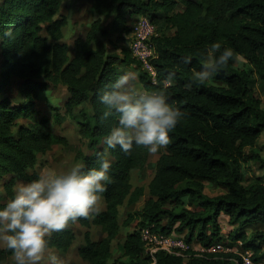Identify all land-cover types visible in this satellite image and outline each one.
Returning <instances> with one entry per match:
<instances>
[{
	"label": "trees",
	"instance_id": "obj_1",
	"mask_svg": "<svg viewBox=\"0 0 264 264\" xmlns=\"http://www.w3.org/2000/svg\"><path fill=\"white\" fill-rule=\"evenodd\" d=\"M63 1L0 0V206L13 195L16 177L38 176L35 167L41 154L54 144H68L65 136L46 127L47 118L31 119L34 100L51 85L67 87L66 112L93 150L78 153L85 169L99 166L103 138L118 120L116 113L103 117L106 106L100 91L121 74L119 62L133 60L141 66L130 47L111 51L108 34L117 33L114 45L124 40L130 44L133 20L148 15L157 27L153 61L160 81L152 84L142 67L140 80L147 90L161 89L167 74L175 72L174 83L163 90L184 116L155 162L149 197L122 224L119 206L127 198L134 203L143 193L133 187L132 170L145 166L150 151L143 145H134L128 154L119 146L108 150L111 179L102 194L106 208L76 219L87 226L92 219L107 235L96 240L87 230L79 252L88 264H150L139 229L127 234L120 255L110 263L112 239L135 218L154 223L157 230L182 234L189 242L207 244L225 238L221 217L227 215L236 224L228 236L232 243L240 239L256 260L264 258V178L245 182L252 161L264 168V154L257 149L264 132V106L251 86L250 71L236 63L240 55L264 77V0H92L95 17L85 36L75 38L72 50L63 40L67 18L57 17ZM108 17L111 22L105 27ZM214 41L232 47L236 55L212 79L198 83L193 74L202 68L203 53ZM185 55L192 57L191 63H184ZM10 85L17 86L21 103L7 94ZM24 117L31 121L20 122ZM204 181L224 191L209 195ZM48 239V247L66 251L75 233L65 227ZM10 255L11 249L0 248V260ZM156 258L155 264H243L233 251L184 257L160 250Z\"/></svg>",
	"mask_w": 264,
	"mask_h": 264
},
{
	"label": "clouds",
	"instance_id": "obj_2",
	"mask_svg": "<svg viewBox=\"0 0 264 264\" xmlns=\"http://www.w3.org/2000/svg\"><path fill=\"white\" fill-rule=\"evenodd\" d=\"M6 35L11 34L7 30ZM205 59L193 78L198 83L212 79L236 53L230 46L214 41L203 53ZM184 63L192 57L185 55ZM175 72L164 78L161 89L140 90L134 86L135 74L125 71L101 89L99 99L106 106L103 117L114 113L118 120L103 138V155L97 154L98 167L85 169L77 162L64 170H42L35 179L18 182L13 195L0 206V246L12 250L15 264H40L48 253L49 237L78 217H89L110 181L109 149L117 146L128 154L134 145L156 152L170 142V131L184 116L170 102L163 89L174 83ZM50 264H63L48 253Z\"/></svg>",
	"mask_w": 264,
	"mask_h": 264
},
{
	"label": "rangeland",
	"instance_id": "obj_3",
	"mask_svg": "<svg viewBox=\"0 0 264 264\" xmlns=\"http://www.w3.org/2000/svg\"><path fill=\"white\" fill-rule=\"evenodd\" d=\"M91 3L92 0L63 1L61 10L57 17L64 16L67 18V23L64 26L65 36L63 40L68 42V44L71 46V50L74 45L75 38L77 36H85L87 30L90 27V23L95 17L90 10ZM137 18L138 16L133 20L132 25ZM110 22V17L105 18L103 25L105 27H109ZM116 38V32L111 31L108 34L107 46L111 51L120 52L123 46L128 48L130 47L129 41L126 40L114 45L113 41H115ZM236 63L239 66L246 67L250 71L252 77L251 86L256 92L257 96L262 99V104L264 106V77L244 57L240 55L237 56ZM118 67L121 73L130 71L135 74L134 86L136 88L140 90H147L140 80L139 69H141V66H138L136 61H121L119 62ZM7 94L11 95L13 101L21 103L22 96L17 94L16 85H10L7 90ZM68 96L69 92L65 85H51L48 89L41 91L40 96L33 102L34 104L32 108L35 111L31 119L40 120L43 117L47 118L48 122L46 127L54 130L57 134L65 136L68 141L67 145L62 143L54 144L48 152L39 156V161L35 167V170L39 173L42 170L48 169L57 171L64 170L65 168H68L77 162H82L84 164L83 159L80 158L78 154L79 151L85 154L93 153V150L87 145L86 140L81 137L77 121L70 117L66 112L65 100ZM31 119L24 117L20 119V122L27 123L29 120L31 121ZM257 149L264 154V132L258 140ZM163 151L164 146H161L156 152H150L148 162L145 164V166L132 170L131 182L133 187H141L143 193L134 203H129L127 198L125 202L119 206V221L121 224L125 219H127V217H129V215H133L136 210L141 209L145 200L149 197V183L155 174V162ZM107 155L108 157H111L109 153ZM258 176L264 178V168L261 167L257 161H252L247 168L245 182L249 183ZM8 177L9 176H7V178ZM20 181L26 182L28 180L18 176L15 178V185ZM204 182L205 192L209 195H216L224 191V188L217 183L209 181ZM2 191L4 193L3 188ZM2 200H6L4 195ZM95 207L98 209V211H102L106 208V201L102 195ZM98 211H94L93 213ZM221 223L222 233L225 237L222 239V241L226 244H231L232 241L230 238H228V236L230 235L231 231L234 230L236 224L232 223L229 216L227 215L221 217ZM143 225L145 224L141 223L140 218H135L131 225L121 228L119 234L112 239V249L114 254L110 260V263L116 261L115 259L120 255L121 251L119 247L125 241L127 234L134 229H140V227ZM67 227L72 229L75 233V239L70 248L66 251H63L58 247L52 246L48 247V253H55L63 261V263L66 264H88L87 259H85L79 252V246L86 240V231L89 230L91 232L93 239L99 240L107 235V230L103 228L102 225L95 223L92 219L91 224L88 226L81 223L80 221L75 220L74 222H69L66 228ZM4 247L6 246H0V248ZM48 253L45 254V257L40 262V264H50L48 260ZM0 264H15V261L13 256L10 255L6 260H0Z\"/></svg>",
	"mask_w": 264,
	"mask_h": 264
},
{
	"label": "built area",
	"instance_id": "obj_4",
	"mask_svg": "<svg viewBox=\"0 0 264 264\" xmlns=\"http://www.w3.org/2000/svg\"><path fill=\"white\" fill-rule=\"evenodd\" d=\"M157 34L156 24L148 15H139L132 25V38L130 49L134 58L146 71L152 84H158L159 74L154 63L157 55L152 37ZM155 224H145L140 227L139 233L144 244V253L150 257V264L157 261L156 254L160 250L167 251L184 257L206 256L219 251H233L240 255L243 264H264V258L256 260L254 252L250 248L243 247V241L238 239L231 244H226L222 240L203 244L201 242H189L182 234L167 233L157 230ZM238 262L237 259H235Z\"/></svg>",
	"mask_w": 264,
	"mask_h": 264
}]
</instances>
